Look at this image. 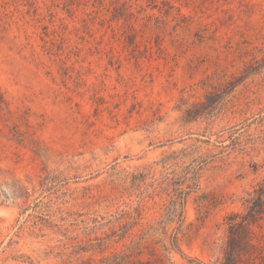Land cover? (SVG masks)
I'll list each match as a JSON object with an SVG mask.
<instances>
[{
  "label": "rangeland",
  "instance_id": "obj_1",
  "mask_svg": "<svg viewBox=\"0 0 264 264\" xmlns=\"http://www.w3.org/2000/svg\"><path fill=\"white\" fill-rule=\"evenodd\" d=\"M0 264H264V0H0Z\"/></svg>",
  "mask_w": 264,
  "mask_h": 264
},
{
  "label": "trees",
  "instance_id": "obj_2",
  "mask_svg": "<svg viewBox=\"0 0 264 264\" xmlns=\"http://www.w3.org/2000/svg\"><path fill=\"white\" fill-rule=\"evenodd\" d=\"M182 199V198H181ZM178 202V204H181V202L180 201H177Z\"/></svg>",
  "mask_w": 264,
  "mask_h": 264
}]
</instances>
